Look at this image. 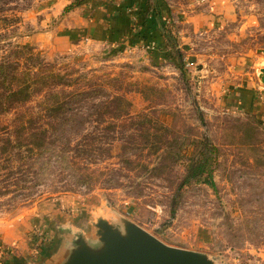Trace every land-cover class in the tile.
<instances>
[{
  "label": "rangeland",
  "instance_id": "374dc122",
  "mask_svg": "<svg viewBox=\"0 0 264 264\" xmlns=\"http://www.w3.org/2000/svg\"><path fill=\"white\" fill-rule=\"evenodd\" d=\"M75 1L31 0L0 14V61L18 62L21 77L58 72L67 85L57 90L92 89L96 103L116 95L131 102L122 117L84 107L92 116L83 113L86 121L72 141L93 146L92 156L78 163L118 183L66 190L69 181L59 166L35 187L17 186V177L4 180L0 189L9 190L0 197V227L46 215L54 228L97 246V224L104 218L123 233L128 222L135 223L168 245L202 254L209 264H264V0H162L183 71L162 42L143 39L145 32L160 30L154 16L144 23L141 3L132 8L130 35L115 26L92 38L85 19L79 20L94 16L88 8L96 0L68 10ZM215 5L222 12L215 13ZM198 13H211L212 20L203 23ZM48 92L44 88L1 115L0 130L12 129L18 113L43 115ZM43 121L48 124V115ZM205 137L219 150L214 181L202 178L186 187L172 215L185 174V160L177 154L189 155ZM8 171L1 169V178ZM40 229L29 235L32 256L54 238Z\"/></svg>",
  "mask_w": 264,
  "mask_h": 264
},
{
  "label": "trees",
  "instance_id": "16d2710c",
  "mask_svg": "<svg viewBox=\"0 0 264 264\" xmlns=\"http://www.w3.org/2000/svg\"><path fill=\"white\" fill-rule=\"evenodd\" d=\"M30 1L0 0V14H7L19 8L23 9ZM81 4L82 0H76L67 9L72 10ZM140 7L144 12V23L147 17L154 16L155 26L160 30L158 35L145 32L143 35L145 42L148 44L153 41L162 42L170 55H175L183 71L185 65L183 54L178 48L173 31L169 29L170 15L169 11L165 13L162 0H143ZM18 65V62L14 63L8 58L0 61V116L12 109L24 106L34 94L44 88H48L49 92L41 103L45 110L43 115L39 111L29 114L18 113L13 121L15 124L12 129L6 126L0 130V162H2L0 170L10 168L5 177L0 176V183L17 177L15 180L17 186H20L22 182H34L33 187H35L45 182L49 175H53V169L59 166L64 173L63 177L69 181L64 185L66 190H73L74 187H85L92 190L98 184H102V181L108 186L116 185L117 180L103 178L104 171L91 169L88 165L78 163V158L92 156L93 146L88 143L83 147L72 141H74V135L82 130L86 121L82 119L85 116L83 113L87 114L88 118L92 116L91 112H82L84 107L88 106L89 111L101 107L113 117H122L129 115L131 102L123 95H116L112 99L106 98L96 103L95 92L92 89L67 91L62 88L57 90L58 87L67 85L64 77L58 72H50L46 75L37 72L31 77V71H28L21 77ZM45 114L53 122L49 121L47 125H44L43 121V124L42 122L39 124L46 116ZM198 147L191 152L188 150L189 155H186L187 150L184 152L182 150L177 154L181 157L180 159L185 160V174L172 200V215L176 214L182 192L186 187L202 178L214 181L219 150L208 137L203 138ZM2 187L8 186L3 184ZM7 190L1 188L0 197L5 195ZM23 195L29 196L30 194Z\"/></svg>",
  "mask_w": 264,
  "mask_h": 264
},
{
  "label": "crops",
  "instance_id": "0c3cea01",
  "mask_svg": "<svg viewBox=\"0 0 264 264\" xmlns=\"http://www.w3.org/2000/svg\"><path fill=\"white\" fill-rule=\"evenodd\" d=\"M96 1L91 3V7L89 6L90 8H88L89 11L94 13V16L88 19L81 17L79 20L80 22L85 19L87 25V34H89V36L92 38H98L101 35L100 31L103 32V30H110L111 27L113 30H115V26L120 29L122 28L118 31L125 32L128 35L131 34V25L134 22V8H136V4L142 3L143 0ZM132 8L134 10H132ZM120 9L123 13H119L118 10ZM212 9L216 11L215 13L222 12V8L218 5L213 6ZM178 10L179 9L177 8L176 11ZM101 11L107 13L108 20H105L104 14L99 16ZM183 13L184 12H182V14ZM196 16H200L203 23H207L208 21L210 22L212 20L210 17L212 16L211 13H198ZM196 16L194 17V20L192 19V22H194V24L197 26V23H200V20L197 21ZM77 19L79 18L77 17ZM73 36L74 38L76 37L75 32H73L72 37ZM261 107H263V105H261ZM54 227V224L49 221L48 216L46 215H44L42 218L39 216V218H33V220H21L13 223L11 226L6 225L0 227V246H4L5 249H13L9 254L7 252L4 262L0 259V264H67L71 260L74 252L80 248L81 241H85L93 249H99L103 246V242L101 241V236L99 233L98 235L100 236V243L97 246H93L92 243L88 242L87 238L83 235L75 236L74 232L72 235L69 230H60ZM33 228H41L40 230L44 231L46 235H49V232L54 234V238L51 240V242H44L42 244V248L40 253L38 252V256H32L34 250L32 249L30 236Z\"/></svg>",
  "mask_w": 264,
  "mask_h": 264
},
{
  "label": "water",
  "instance_id": "95a60500",
  "mask_svg": "<svg viewBox=\"0 0 264 264\" xmlns=\"http://www.w3.org/2000/svg\"><path fill=\"white\" fill-rule=\"evenodd\" d=\"M261 75L264 80V68ZM97 225L103 246L81 241L67 264H209L202 254L168 245L135 223L128 222L125 233L105 219Z\"/></svg>",
  "mask_w": 264,
  "mask_h": 264
},
{
  "label": "built area",
  "instance_id": "2783aa9c",
  "mask_svg": "<svg viewBox=\"0 0 264 264\" xmlns=\"http://www.w3.org/2000/svg\"><path fill=\"white\" fill-rule=\"evenodd\" d=\"M155 44V42H154ZM5 247L4 246H0V259L3 258L5 256Z\"/></svg>",
  "mask_w": 264,
  "mask_h": 264
}]
</instances>
